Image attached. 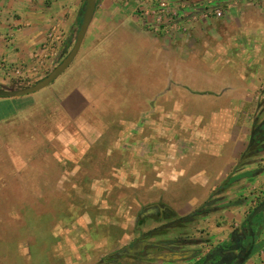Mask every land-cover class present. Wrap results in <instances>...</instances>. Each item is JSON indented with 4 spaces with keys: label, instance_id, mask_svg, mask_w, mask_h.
Instances as JSON below:
<instances>
[{
    "label": "crops",
    "instance_id": "crops-1",
    "mask_svg": "<svg viewBox=\"0 0 264 264\" xmlns=\"http://www.w3.org/2000/svg\"><path fill=\"white\" fill-rule=\"evenodd\" d=\"M158 1L100 0L64 79L60 78L63 73L51 85L30 96L0 98V121L44 99L42 105H47L57 117L58 130L67 129L73 135L90 131L87 124L82 128L85 117L108 115V106L122 107L114 101L115 90L109 86L111 65L103 72L95 70V64L104 53L126 45L127 35L139 53L132 65L140 78L137 81L141 83L146 74L156 73L164 85L153 89L143 101L158 95L175 100L177 97L168 85L175 83L182 88L191 72L187 68L197 62L204 81L213 83L214 88L196 91L186 86L188 93L201 94L200 99L206 101L203 99L202 107L190 112L192 118L184 120V125H174L175 131L171 133L174 142L166 150L171 157L161 165L155 163L154 173L169 180L167 185L173 188L178 187L173 185L178 181L187 183L192 188L191 194L182 192L180 196L197 197L188 201L195 206L208 199H200L201 195L211 196L229 177L244 176L233 183L231 192L229 189L224 194L227 201L220 205L241 197L247 200L213 213L200 226L209 234L207 253L225 242L243 223L254 196L264 195V151L255 158L243 159L256 124L264 125V0H165L175 9L181 4H186L187 9L179 10L181 15L174 21L162 24L142 11L145 7L155 8ZM85 2L0 0V73L8 71V75H14L38 63L48 66L49 56H55L51 63L64 59L76 41ZM216 12L222 16L218 17ZM153 55L159 71L147 65ZM121 68L120 77L127 78L125 68ZM0 84H4L2 79ZM6 104L11 108L4 110L7 113L4 114L2 106ZM246 173L254 174L246 176ZM169 207L176 214L183 209L173 203ZM196 260H177L171 264H194ZM245 264H264V249Z\"/></svg>",
    "mask_w": 264,
    "mask_h": 264
},
{
    "label": "rangeland",
    "instance_id": "rangeland-1",
    "mask_svg": "<svg viewBox=\"0 0 264 264\" xmlns=\"http://www.w3.org/2000/svg\"><path fill=\"white\" fill-rule=\"evenodd\" d=\"M127 36L126 45L109 52V57L102 53L95 64V70L103 72L111 65L109 86L115 90L114 101L122 107L108 106V115L85 117L82 128L87 124L90 131L73 135V131L58 130L57 117L42 105L44 99L0 121V264H98L160 225L157 217L145 215L144 223L135 229L144 207L178 204L183 208L178 217L199 208L189 204L195 196H180L182 192L191 194L187 183L178 181L173 185L182 189L173 188L167 185L169 180L155 175L154 168L155 163L161 165L171 157L166 150L174 142V125H184V120L192 118L190 112L206 101L200 99L201 94L185 89L201 91L214 88L213 83L204 81L203 70L193 61L182 88L175 83L168 85L175 100L158 95L143 101L153 89L164 85L156 73L137 81L140 78L132 65L139 53ZM53 58L49 56L48 66L38 63L21 72L15 70L14 75L0 73L4 76H0L4 83L0 87L34 85L63 60L51 63ZM150 60L148 67L159 71L156 56ZM120 65L127 78L120 77ZM210 197L201 195L200 199ZM258 197L264 195L254 196L252 207ZM210 217L150 241L174 239L179 234L208 239L209 234L200 226ZM206 248L204 244L202 251Z\"/></svg>",
    "mask_w": 264,
    "mask_h": 264
},
{
    "label": "trees",
    "instance_id": "trees-1",
    "mask_svg": "<svg viewBox=\"0 0 264 264\" xmlns=\"http://www.w3.org/2000/svg\"><path fill=\"white\" fill-rule=\"evenodd\" d=\"M86 2L84 9L86 7ZM99 2L100 0H96V6ZM2 108L3 111H6L11 107L6 104L3 105ZM5 111L4 114H7ZM263 151L264 125L261 126L256 124L255 132L251 138L247 151L243 155V159L255 158L258 156L257 154ZM251 174L254 173H246L245 175L250 176ZM242 177H229L212 193L210 198L199 206V208L187 215L178 217L172 208L164 204L157 203L144 207L139 215L135 229L144 223L143 220L145 215L157 217L160 225L150 229L147 233L141 234V237L139 236L137 240L133 242V244H139L135 254L139 257L138 259L140 262L136 264H171L177 260L194 261L197 258L199 259L196 260L194 264H239L244 259L243 264H245L252 256L263 250L264 209L260 212H258V209H260V206L264 202V197H258L256 199L254 206H251L248 210L243 223L233 230L225 242L213 247L207 253L202 251V246L208 244V239H203L201 241L193 237L185 238L179 234L178 237L174 239L169 238L150 241L169 233L171 230H178L185 225L193 224L221 209L242 205L247 200L246 198L241 197L237 200H230L227 204L220 205L227 201V196L224 194L229 191L233 183ZM160 214H162V217ZM116 254L117 253L113 252L107 255L98 264H104L105 261L110 260ZM227 254L230 259H226V257H228ZM248 254L249 257L246 258Z\"/></svg>",
    "mask_w": 264,
    "mask_h": 264
},
{
    "label": "water",
    "instance_id": "water-1",
    "mask_svg": "<svg viewBox=\"0 0 264 264\" xmlns=\"http://www.w3.org/2000/svg\"><path fill=\"white\" fill-rule=\"evenodd\" d=\"M95 10H96V0H87L86 7L82 13L83 14L82 23L79 27V31L77 33L76 41L73 47L71 48L69 53L64 57V59L54 68V70L50 72L48 76L39 80L34 85L27 86L24 88L16 89V88L0 87V98H20L34 94L51 85L60 75H62L66 71V69L71 65V63L74 61L75 57L79 53V50L81 48V45L89 28V25L91 24V21L95 14ZM263 209H264V202L260 206V209H258L259 210L258 212H260ZM248 257L249 254L246 256V258ZM244 260H242L239 264H243Z\"/></svg>",
    "mask_w": 264,
    "mask_h": 264
},
{
    "label": "built area",
    "instance_id": "built-area-1",
    "mask_svg": "<svg viewBox=\"0 0 264 264\" xmlns=\"http://www.w3.org/2000/svg\"><path fill=\"white\" fill-rule=\"evenodd\" d=\"M175 8L176 7L173 6L172 3L165 0H159L155 8L145 7L142 9V11L146 16L151 15L155 18L157 23L162 24L164 22H172L178 18L181 15L179 10L185 11L187 9V5L181 4L179 5L178 9ZM216 14L218 17L222 16L221 12H216Z\"/></svg>",
    "mask_w": 264,
    "mask_h": 264
},
{
    "label": "flooded vegetation",
    "instance_id": "flooded-vegetation-1",
    "mask_svg": "<svg viewBox=\"0 0 264 264\" xmlns=\"http://www.w3.org/2000/svg\"><path fill=\"white\" fill-rule=\"evenodd\" d=\"M157 210H159V209H157ZM144 214H146V213H144ZM141 215H143V214H141ZM160 216L162 217V214H160ZM138 246H139V244H132V245L130 244L126 247H122L121 249H119L120 251L119 250L115 251L114 253H117V254L114 255L110 260L105 261L104 264H136V263H139L140 262V260L138 259L139 257L136 256L137 254H135L136 253L135 251H136ZM124 248H126V249H124ZM226 259H230L229 255H228V257H226Z\"/></svg>",
    "mask_w": 264,
    "mask_h": 264
}]
</instances>
